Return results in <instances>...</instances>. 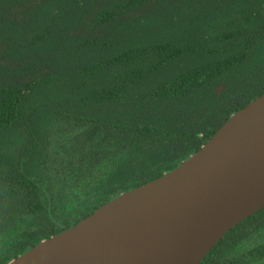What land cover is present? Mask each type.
I'll return each mask as SVG.
<instances>
[{
	"label": "trees",
	"instance_id": "trees-1",
	"mask_svg": "<svg viewBox=\"0 0 264 264\" xmlns=\"http://www.w3.org/2000/svg\"><path fill=\"white\" fill-rule=\"evenodd\" d=\"M263 94L264 0H0V264ZM200 264H264V208Z\"/></svg>",
	"mask_w": 264,
	"mask_h": 264
},
{
	"label": "water",
	"instance_id": "water-1",
	"mask_svg": "<svg viewBox=\"0 0 264 264\" xmlns=\"http://www.w3.org/2000/svg\"><path fill=\"white\" fill-rule=\"evenodd\" d=\"M264 208V94L180 166L7 264H200Z\"/></svg>",
	"mask_w": 264,
	"mask_h": 264
}]
</instances>
